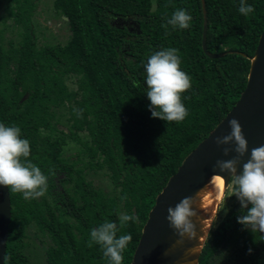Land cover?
<instances>
[{"label":"trees","instance_id":"trees-1","mask_svg":"<svg viewBox=\"0 0 264 264\" xmlns=\"http://www.w3.org/2000/svg\"><path fill=\"white\" fill-rule=\"evenodd\" d=\"M11 1L6 10L18 30L6 47L0 30V123L21 129L30 142L28 159L48 177V189L25 200L8 188L4 264H30V232L47 239L45 264H109L99 245L88 247L90 232L132 214L139 220L117 233L132 236L122 262L131 264L156 195L245 88L264 0H246L254 9L247 16L238 10L240 0H204L206 50L230 51L217 58L202 49L201 0H155L154 6L152 0H53L70 37L44 46L34 34L33 2ZM177 9L191 15L188 29L167 23ZM166 48L179 50L181 70L191 78L181 96L189 114L180 123L153 118L146 95L145 64ZM67 141L78 145L74 160L63 156ZM243 214L237 198L209 230L198 264L264 263V233L239 224Z\"/></svg>","mask_w":264,"mask_h":264},{"label":"clouds","instance_id":"clouds-1","mask_svg":"<svg viewBox=\"0 0 264 264\" xmlns=\"http://www.w3.org/2000/svg\"><path fill=\"white\" fill-rule=\"evenodd\" d=\"M239 12L247 16L254 11L246 0H240ZM192 17L184 9H177L167 21L173 29H188ZM147 98L153 118H159L167 123L182 122L188 116V110L182 103L181 96L191 88L190 76L181 70V58L176 48H166L151 55L145 64ZM81 115L82 109H74ZM231 133L223 137H216L217 146L235 143L237 154L230 160H217L216 167L221 172L231 174L235 185L234 195L237 196L242 216L237 222L245 227H251L253 233H264V146L251 150L250 159L243 164L242 171L237 175V166L241 158L248 152V142L242 127L235 118L229 121ZM30 142L21 138L18 126H5L0 123V186L9 188L12 192L22 194L23 199H36L45 195L48 189V177L41 169L32 163L30 156ZM227 156L233 151L224 148ZM126 199V197H125ZM193 198L182 199L175 208H168L167 219L170 227L179 236L189 238L196 236L195 225L191 218L196 216L192 208ZM251 205V207H249ZM139 216L121 214L117 222L105 221L98 228L90 232L88 247L99 245L109 264H122L123 253L132 241L131 234L117 236L118 231L128 227L129 221L136 223ZM182 242V241H181ZM251 251V250H249Z\"/></svg>","mask_w":264,"mask_h":264},{"label":"water","instance_id":"water-1","mask_svg":"<svg viewBox=\"0 0 264 264\" xmlns=\"http://www.w3.org/2000/svg\"><path fill=\"white\" fill-rule=\"evenodd\" d=\"M201 2L202 49L209 57L217 58L230 51L210 53L206 50L207 18L204 0ZM249 60L247 82L238 100L209 134L183 158L175 173L168 178L156 195L155 202L142 226L131 264H198L201 249L208 235L205 221L208 220L210 213V209L205 211L202 208L201 193L206 191L204 188L213 175L221 176L224 188L227 186L231 181V174L221 172L216 167V161H227L237 155L234 151L236 147L234 142L217 146L216 137L231 133L229 126L231 119L235 118L239 121L248 142V152L237 166V175L242 171L243 164L250 159L251 150L264 146V26ZM226 147L233 149L227 156L223 151ZM187 197L193 198L192 208L196 212V216L191 218L196 232L193 238L187 235L181 238L178 232L170 227L167 219L168 208H175ZM10 219L9 191L7 187L0 186V264H4ZM246 228L251 229L250 226Z\"/></svg>","mask_w":264,"mask_h":264},{"label":"rangeland","instance_id":"rangeland-1","mask_svg":"<svg viewBox=\"0 0 264 264\" xmlns=\"http://www.w3.org/2000/svg\"><path fill=\"white\" fill-rule=\"evenodd\" d=\"M31 1L34 4V12L31 19L37 44L39 46L65 44L70 37L68 24L62 14L54 9L53 0ZM152 3L154 6L155 0H152ZM11 4V0H0V16L4 17L0 20V30L5 34L2 40L3 47L7 46L10 37L16 36L18 30V28L13 25L12 16L6 10V5ZM65 82L68 88H76L74 80L67 78ZM77 149V144L72 141H67L63 146V156L69 158V160H74L77 156ZM101 182L106 190H111L112 185L108 181L102 179ZM205 192L201 193V198H203ZM236 200L237 196L234 195L232 181H230L224 188L220 200L217 203H211L206 209V211L210 209V213L207 217L208 220L205 221V227L208 232L211 227H214L222 219L229 207H231ZM203 204L202 206H204ZM42 239L44 242L41 241L40 237L35 236L31 232L25 239L28 245L27 253L31 260L30 264H45L44 251L49 244L46 237Z\"/></svg>","mask_w":264,"mask_h":264},{"label":"bare ground","instance_id":"bare-ground-1","mask_svg":"<svg viewBox=\"0 0 264 264\" xmlns=\"http://www.w3.org/2000/svg\"><path fill=\"white\" fill-rule=\"evenodd\" d=\"M204 189L208 191H206L203 198H201V202L202 204L204 203L203 204L204 206H202V208L206 211L207 207L211 203L213 202L217 203L220 200V196L223 194V190H224L223 178L219 175L211 176Z\"/></svg>","mask_w":264,"mask_h":264},{"label":"snow or ice","instance_id":"snow-or-ice-1","mask_svg":"<svg viewBox=\"0 0 264 264\" xmlns=\"http://www.w3.org/2000/svg\"><path fill=\"white\" fill-rule=\"evenodd\" d=\"M223 183V182H222Z\"/></svg>","mask_w":264,"mask_h":264}]
</instances>
